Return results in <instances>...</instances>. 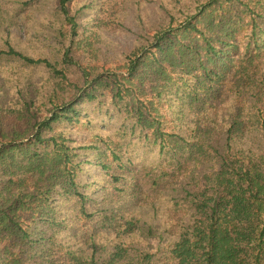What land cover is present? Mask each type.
Segmentation results:
<instances>
[{
    "label": "trees",
    "instance_id": "trees-1",
    "mask_svg": "<svg viewBox=\"0 0 264 264\" xmlns=\"http://www.w3.org/2000/svg\"><path fill=\"white\" fill-rule=\"evenodd\" d=\"M45 2L0 38V264H264V0Z\"/></svg>",
    "mask_w": 264,
    "mask_h": 264
},
{
    "label": "rangeland",
    "instance_id": "rangeland-1",
    "mask_svg": "<svg viewBox=\"0 0 264 264\" xmlns=\"http://www.w3.org/2000/svg\"><path fill=\"white\" fill-rule=\"evenodd\" d=\"M22 1L26 0H0V38L10 37L11 35L12 42L16 44H23L24 41L43 44V41H49L52 37V40L49 41L51 43L53 41V35L51 30L46 28L47 22L43 16V3H48L45 0H40L37 4L35 1L30 0L29 4L24 5ZM43 35H49V37L44 39ZM115 38L125 48L130 47L133 43L132 34H122ZM5 63L4 56H1L0 75L6 70L5 67L9 66V64L7 65Z\"/></svg>",
    "mask_w": 264,
    "mask_h": 264
}]
</instances>
